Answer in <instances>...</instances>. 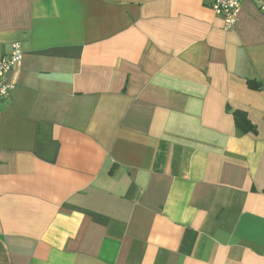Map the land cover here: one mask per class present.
I'll return each mask as SVG.
<instances>
[{"label": "crops", "instance_id": "1", "mask_svg": "<svg viewBox=\"0 0 264 264\" xmlns=\"http://www.w3.org/2000/svg\"><path fill=\"white\" fill-rule=\"evenodd\" d=\"M15 43L0 264H264L258 2L0 0Z\"/></svg>", "mask_w": 264, "mask_h": 264}, {"label": "built area", "instance_id": "2", "mask_svg": "<svg viewBox=\"0 0 264 264\" xmlns=\"http://www.w3.org/2000/svg\"><path fill=\"white\" fill-rule=\"evenodd\" d=\"M214 12L223 17L224 29H233L239 19L242 4L248 0H204ZM264 8V0H254ZM23 59L22 47L19 43L11 46V50L0 57V102L9 99L14 85L8 81V75L20 65Z\"/></svg>", "mask_w": 264, "mask_h": 264}, {"label": "trees", "instance_id": "3", "mask_svg": "<svg viewBox=\"0 0 264 264\" xmlns=\"http://www.w3.org/2000/svg\"><path fill=\"white\" fill-rule=\"evenodd\" d=\"M235 122L238 126V128L243 131V132H249V131H254V128L252 126V124L250 123V121L247 119V116L242 113V112H238V111H233L232 112Z\"/></svg>", "mask_w": 264, "mask_h": 264}]
</instances>
